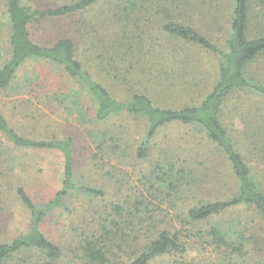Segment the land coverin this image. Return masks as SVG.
Segmentation results:
<instances>
[{"label":"trees","instance_id":"1","mask_svg":"<svg viewBox=\"0 0 264 264\" xmlns=\"http://www.w3.org/2000/svg\"><path fill=\"white\" fill-rule=\"evenodd\" d=\"M229 1L227 36L219 43L192 15L212 0H3L8 45L1 91L18 87L26 63L46 62L92 98L97 123L115 116L143 121L137 147L122 131L93 140L95 160L115 168L109 160L157 152L141 168L139 184L122 177L107 202L104 188L77 177L73 138L27 136L0 113V164L3 140L64 157V180L52 198L37 203L17 188L31 225L0 240V264H63L67 251L42 223L53 213H73L80 197L107 204L75 228L73 264H150L165 255L178 257L174 264H199L190 252L197 238L228 264H258L252 245L264 240V0ZM64 19L76 23L75 34L34 36L43 21ZM202 52L216 62L207 84L197 71ZM30 99L22 101L31 107ZM168 127L185 133L157 140ZM124 252L130 260H122Z\"/></svg>","mask_w":264,"mask_h":264},{"label":"rangeland","instance_id":"2","mask_svg":"<svg viewBox=\"0 0 264 264\" xmlns=\"http://www.w3.org/2000/svg\"><path fill=\"white\" fill-rule=\"evenodd\" d=\"M212 1V7L196 10L192 15L195 26L220 43L227 36L230 1ZM4 11L3 0H0V66L6 58L8 45V17ZM187 17L188 15H184V19ZM76 28L77 25L72 19L47 20L36 25L33 33L35 37L48 41L64 32L75 34ZM198 64L200 66L197 71H202L206 84L211 82L216 69L214 57L202 52ZM15 82L18 83L17 88L13 86L12 89L0 90V113H3L18 131L35 138H73L77 177L81 178V182H91L104 188L107 202L116 198L118 187L121 185L118 180L122 177H129V180L132 179L131 183L139 184L141 168L148 166L149 161L154 158L153 154L156 156L157 149L152 152L150 158L144 160L135 158L136 151L125 163L111 159L110 163L115 165L113 168L93 158V140L109 137L106 133L108 131H122L125 141L137 147L144 125L142 120L115 116L108 121L97 123L93 120L95 108L92 98L59 69L46 62L33 60L26 63L19 70ZM46 96H51L53 101H49ZM30 97L28 101L32 104L31 107L22 101ZM57 97L59 99L56 100ZM44 102L46 103L43 104ZM184 133L183 129L168 127L160 132L157 140L170 141ZM163 137L165 140H162ZM3 144L5 147L0 164V182L3 184L5 195L0 196V240H7L21 235L31 225L29 211L19 199L17 188L24 187L37 203L52 198L64 180V157L57 151L16 148L4 140ZM161 146L168 145L165 143ZM107 202L80 197L72 204L73 213H53L43 221L42 228L47 236L67 251L63 264L75 262L76 257L72 255L75 249V228L85 227L93 216L96 217L104 211L101 207ZM252 250L256 253L258 264H264V240L260 244L252 245ZM190 252L191 257L195 255L199 264H228L212 247L201 245L199 238L196 239V251ZM130 254L124 252L122 260H130ZM175 259L178 260V257L165 255L154 258L150 264H174Z\"/></svg>","mask_w":264,"mask_h":264}]
</instances>
